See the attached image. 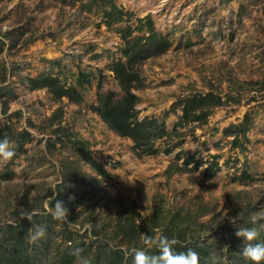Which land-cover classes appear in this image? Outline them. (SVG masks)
Segmentation results:
<instances>
[{
    "label": "rangeland",
    "instance_id": "374dc122",
    "mask_svg": "<svg viewBox=\"0 0 264 264\" xmlns=\"http://www.w3.org/2000/svg\"><path fill=\"white\" fill-rule=\"evenodd\" d=\"M109 1L134 18L108 26L110 7L92 0H0V139L15 150L0 158V264H74L75 248L92 264H132L141 233L175 238L199 264L213 253L250 264L235 232L264 213V0ZM148 15L171 47L133 88L137 120L159 126L142 152L95 108L102 92L122 95L119 30ZM40 75L81 100L33 89ZM208 94L221 105L186 120L185 101ZM56 199L66 221L52 217ZM32 225L45 236L29 244Z\"/></svg>",
    "mask_w": 264,
    "mask_h": 264
},
{
    "label": "trees",
    "instance_id": "16d2710c",
    "mask_svg": "<svg viewBox=\"0 0 264 264\" xmlns=\"http://www.w3.org/2000/svg\"><path fill=\"white\" fill-rule=\"evenodd\" d=\"M92 4H102L111 10H105V18L108 26L115 23L130 22L134 15L124 12L123 9L109 0H92ZM119 34L124 44L121 49L122 57L112 64V71L115 74L122 95L114 92H102L99 95L96 112L108 124V126L122 137L134 140L136 147L142 152H150L152 149L151 141L155 131L159 128L156 119L138 121L135 113V105L138 100L133 92L134 85L141 81V65L153 56L164 54L171 47V42L166 36L156 32L153 19L150 15L138 18V25H130L119 30ZM33 89H48L57 99L64 97L74 102H79L82 98L77 88L63 84L59 77L52 75H40L30 79ZM81 84V83H80ZM221 105V99L214 94L198 98L194 96L185 101L183 108L184 118L189 121L202 119L209 113V110ZM208 110L199 115V110ZM94 163V162H93ZM96 165V164H95ZM209 170H207V174ZM178 251H187L188 247L175 245ZM29 262V258H27ZM68 264L70 262L68 261Z\"/></svg>",
    "mask_w": 264,
    "mask_h": 264
},
{
    "label": "clouds",
    "instance_id": "9594fccd",
    "mask_svg": "<svg viewBox=\"0 0 264 264\" xmlns=\"http://www.w3.org/2000/svg\"><path fill=\"white\" fill-rule=\"evenodd\" d=\"M15 156V150L10 146L7 137L0 139V158L10 160ZM32 192L29 199L31 200ZM20 216L32 221L34 212L32 210L21 209ZM52 217L58 221H66L69 216V210L62 200L56 199L54 208L51 211ZM252 227L237 228L235 235L243 240V247L240 250L242 256L250 264H264V240L259 239L260 229H264V224L256 226L258 219H264V213H253L250 217ZM45 236V228L43 226H33L28 230L25 237L29 244L35 243L37 240ZM140 240L145 247L132 248V264H199V253L195 250L177 251L175 238L166 235L153 237L141 233ZM155 248L157 251L150 254V249ZM225 251V249H221ZM83 249L75 248L72 252L74 264H92L88 256L82 255ZM129 255L125 252V256ZM219 258L215 253L212 254L214 264ZM223 264H229V257H222Z\"/></svg>",
    "mask_w": 264,
    "mask_h": 264
}]
</instances>
